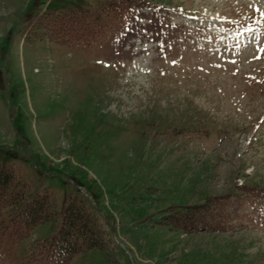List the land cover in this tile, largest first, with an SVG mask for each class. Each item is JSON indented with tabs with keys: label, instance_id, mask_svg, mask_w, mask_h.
I'll return each mask as SVG.
<instances>
[{
	"label": "rangeland",
	"instance_id": "1",
	"mask_svg": "<svg viewBox=\"0 0 264 264\" xmlns=\"http://www.w3.org/2000/svg\"><path fill=\"white\" fill-rule=\"evenodd\" d=\"M75 11L90 26L49 39L46 17ZM262 50L264 0H0V165L60 211L24 239L0 232V264H43L69 195L122 262L264 264ZM210 197L218 231L175 227Z\"/></svg>",
	"mask_w": 264,
	"mask_h": 264
},
{
	"label": "trees",
	"instance_id": "2",
	"mask_svg": "<svg viewBox=\"0 0 264 264\" xmlns=\"http://www.w3.org/2000/svg\"><path fill=\"white\" fill-rule=\"evenodd\" d=\"M93 16L92 11L48 15L46 17L48 23L45 27L48 25L50 39L68 43L65 42L64 37L69 38V34L61 38L60 33L63 28L67 33L70 31L69 26L73 29L81 22L87 28ZM77 40L83 41L82 38ZM84 41L89 43L88 40ZM213 200L208 198L204 204L186 206L187 210L176 212L171 217L172 223L186 233L196 230H215L216 227L210 223V215L201 212L202 207L209 205ZM59 213L52 192L46 190L40 194H33L20 170L13 166L0 165V232L2 234L10 231V235L24 239L38 225L55 223ZM37 244L40 246L38 250L43 264H69L77 254L87 253L92 249L105 251L107 264H135L131 261L123 263L118 259L109 231L89 204L83 198L74 195L67 197L58 232Z\"/></svg>",
	"mask_w": 264,
	"mask_h": 264
},
{
	"label": "snow or ice",
	"instance_id": "3",
	"mask_svg": "<svg viewBox=\"0 0 264 264\" xmlns=\"http://www.w3.org/2000/svg\"><path fill=\"white\" fill-rule=\"evenodd\" d=\"M262 51H264V50H262Z\"/></svg>",
	"mask_w": 264,
	"mask_h": 264
}]
</instances>
